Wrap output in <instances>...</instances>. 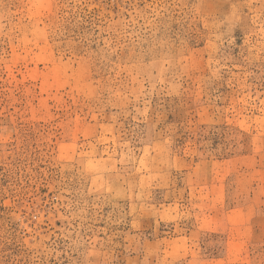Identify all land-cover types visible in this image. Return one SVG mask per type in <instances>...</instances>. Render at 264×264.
<instances>
[{"label":"rangeland","instance_id":"1","mask_svg":"<svg viewBox=\"0 0 264 264\" xmlns=\"http://www.w3.org/2000/svg\"><path fill=\"white\" fill-rule=\"evenodd\" d=\"M0 264H264V0H0Z\"/></svg>","mask_w":264,"mask_h":264}]
</instances>
